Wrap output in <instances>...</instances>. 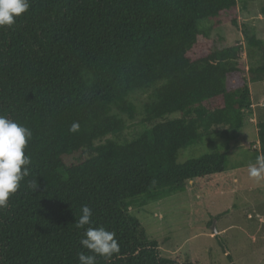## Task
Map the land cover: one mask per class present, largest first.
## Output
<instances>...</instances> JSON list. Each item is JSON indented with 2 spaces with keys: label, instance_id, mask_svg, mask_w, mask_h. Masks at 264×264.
Listing matches in <instances>:
<instances>
[{
  "label": "trees",
  "instance_id": "1",
  "mask_svg": "<svg viewBox=\"0 0 264 264\" xmlns=\"http://www.w3.org/2000/svg\"><path fill=\"white\" fill-rule=\"evenodd\" d=\"M237 17V0H30L0 28V115L32 132L30 174L0 209V264H79L78 253L91 254L80 244L89 226H75L83 206L120 245L97 264H190L163 257L127 202L226 171L223 153L177 157L252 114L240 46L217 49L197 27L211 18L238 27ZM251 72L264 80V56ZM139 95L145 129L131 141L106 139L136 118ZM256 129L261 155L264 121Z\"/></svg>",
  "mask_w": 264,
  "mask_h": 264
},
{
  "label": "rangeland",
  "instance_id": "2",
  "mask_svg": "<svg viewBox=\"0 0 264 264\" xmlns=\"http://www.w3.org/2000/svg\"><path fill=\"white\" fill-rule=\"evenodd\" d=\"M237 16L238 27L224 18L198 21L197 27L209 33L217 49L240 46L252 114L240 130L223 135L217 129L181 150L177 157V163L183 164L223 153L227 155L226 171L127 202L129 213L165 258L190 264H264V181L257 183L248 175L249 164L259 156L256 124L264 121V80L252 82L251 72L263 63L264 0H237ZM245 30L261 41L260 49L247 47ZM145 98L137 97L138 113L126 131L106 139L131 141L145 129L141 112ZM205 105L213 109L222 102ZM177 117L173 114L165 119Z\"/></svg>",
  "mask_w": 264,
  "mask_h": 264
},
{
  "label": "clouds",
  "instance_id": "3",
  "mask_svg": "<svg viewBox=\"0 0 264 264\" xmlns=\"http://www.w3.org/2000/svg\"><path fill=\"white\" fill-rule=\"evenodd\" d=\"M29 7L30 0H0V28L11 27ZM79 130L78 122H73L69 128L71 133ZM31 139L32 132L28 127L0 115V209L8 207L10 196L19 190L20 182L30 174L27 166L31 164V159L25 154V148ZM248 175L257 183L264 181V153L257 157L254 164H249ZM29 187L35 191L36 180L30 181ZM92 215V209L83 206L75 222L78 229L89 226L80 244L91 254L78 253L79 264H97V256L109 258L120 251L116 233L103 226L92 227Z\"/></svg>",
  "mask_w": 264,
  "mask_h": 264
},
{
  "label": "water",
  "instance_id": "4",
  "mask_svg": "<svg viewBox=\"0 0 264 264\" xmlns=\"http://www.w3.org/2000/svg\"><path fill=\"white\" fill-rule=\"evenodd\" d=\"M215 231V230H214Z\"/></svg>",
  "mask_w": 264,
  "mask_h": 264
}]
</instances>
